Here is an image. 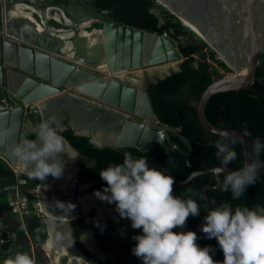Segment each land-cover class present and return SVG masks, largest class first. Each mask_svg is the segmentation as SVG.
Instances as JSON below:
<instances>
[{
  "label": "water",
  "instance_id": "1",
  "mask_svg": "<svg viewBox=\"0 0 264 264\" xmlns=\"http://www.w3.org/2000/svg\"><path fill=\"white\" fill-rule=\"evenodd\" d=\"M13 1L38 6L36 1L31 0H0V87H3L5 102L0 106V129L11 127L13 130L10 140L0 137V155L6 161L17 164L10 154V145L23 140L26 134V104L41 100L42 103L46 101L56 108L55 118L59 126L63 117H68V124L75 133L88 136L95 146L135 147L141 151L150 149L153 143L166 149L174 147L169 131L179 134V129L158 120L152 111L146 89L115 77L122 72L182 60L177 42L172 37L166 33L159 34L119 22L113 16V9L96 10L95 6H92L96 13L102 15V38L98 44L91 47H94L93 49L87 51L86 41L72 35L73 30L77 29L75 23L60 30L68 31V37L72 36L74 43L83 41L82 49H85L88 55L96 49L99 52L100 64H104L106 68V72H103L97 69L100 64L81 63L75 57L65 56L60 50L65 43L63 37L57 34L56 30L52 32L47 21L44 22L45 29L37 32L33 21L5 15V9L11 7ZM37 1L40 2L38 4L44 13L48 0ZM85 1L90 5V0H82ZM159 1L202 33L205 41L227 61L235 74L237 73L232 77L224 76L212 80L200 94L196 102V112L201 126L206 131L238 139L243 148V163H250L251 148L247 136L239 130L211 124L204 115V106L207 99L215 93L247 89L253 83L259 53L264 52V0ZM38 19L42 21L41 17ZM243 63L246 67L238 73ZM11 94L18 97L21 103L11 105ZM73 110H78L80 116L94 114L103 127L101 134L106 135L107 139H97L98 129L91 128V124L80 128L74 123ZM41 117L44 119L53 116L47 112L41 114ZM65 146L70 148L66 140ZM147 163L166 170L158 163ZM241 168L232 169L219 165L206 170H194L183 180L177 179L168 170L165 173L171 175L176 183L184 184L196 175L212 171L216 183L202 188L204 209L207 212L209 200L206 189L219 187L221 174L227 175ZM51 182V178H48L44 184ZM48 196L51 198L50 194ZM87 210H84V213ZM53 211L50 208L47 210V218L52 219L54 225L64 227L71 245V238L67 234L70 232L69 223L74 217L60 219L58 213L63 211ZM71 246L75 251L76 247Z\"/></svg>",
  "mask_w": 264,
  "mask_h": 264
},
{
  "label": "trees",
  "instance_id": "2",
  "mask_svg": "<svg viewBox=\"0 0 264 264\" xmlns=\"http://www.w3.org/2000/svg\"><path fill=\"white\" fill-rule=\"evenodd\" d=\"M153 3V0H93L97 10L113 9L115 20L159 34L166 33L177 42V47L183 57L178 70L150 83L146 87V92L152 111L158 120L172 128L179 129V134L169 133L170 140L174 144L173 148L166 149L157 143H153L150 149L141 151L135 147H98L89 141L88 136L75 135L69 127L63 132L59 131V134L81 156L93 161L92 166L80 169L76 176L80 182L93 181L94 185L91 189L94 190H104L107 187V182L101 179L99 172L110 164H122L125 153H131L133 158L146 157L147 162L160 164L180 180L187 178L194 170H206L221 165L220 160L216 157L215 141L224 136L206 131L201 126L196 112V102L202 91L211 82L206 64H197L194 56L202 49V44L197 42L183 43L181 38L185 36V31L180 21L171 17L160 19L152 11ZM263 75L264 64L263 67L257 68L256 77L249 88L215 93L207 99L204 106V115L211 124L220 128L236 129L243 132L250 141V148L257 138L264 143V83L258 80ZM188 97H194L195 103L189 102ZM229 138L236 141L234 145L229 143V146L236 152L237 157L227 166L232 169H239L244 164L243 148L238 139ZM250 156L252 160L257 159L252 151ZM259 160L264 161V153H261ZM148 166L161 170L153 165ZM225 176L226 174L220 175L221 184L219 187L206 189L209 209L215 208L223 202H229L233 208L237 205L248 206L249 208L264 207V172L259 171L256 183L247 186L245 193L237 200L232 199L230 190L228 192L222 190ZM4 178H6L5 172L0 165V198L7 194V188H4L7 185L4 184ZM215 183L216 180L212 171L196 175L184 184L174 182V195L187 199L188 197H184L182 194L189 188L196 193L191 198L198 203L201 212L196 217L190 215L184 228H176L173 231L196 232L197 244L200 247L211 246L214 249V254L210 253L213 259L222 262L224 256L217 240L207 238L206 234L200 230L204 223V216L207 214L204 209L205 199L202 188L205 185ZM3 209L0 203V215ZM9 218L2 217V236L7 240L3 246L15 248L23 239L24 233L19 218ZM70 225L78 251L89 262L94 264H143L141 259L132 254V248L136 244L132 237L141 235L142 229L132 228L133 235L131 237L119 238L115 235V225L111 221H103L94 216L92 212L74 218L70 221ZM31 229L32 227L29 226V230ZM12 233L14 237H11ZM82 234L88 235L97 243L102 253L101 257L88 250L79 241ZM4 258L0 252V264L3 263ZM35 264L46 263L40 258H36Z\"/></svg>",
  "mask_w": 264,
  "mask_h": 264
},
{
  "label": "clouds",
  "instance_id": "3",
  "mask_svg": "<svg viewBox=\"0 0 264 264\" xmlns=\"http://www.w3.org/2000/svg\"><path fill=\"white\" fill-rule=\"evenodd\" d=\"M58 128L54 116L42 119L33 129L35 139L24 138L10 145L11 156L21 170L28 169L29 177L43 181L49 175L57 178L62 175L60 155L64 153L65 139ZM12 136L11 127L0 129V137L5 140ZM229 143L234 145L236 141L227 135L215 141L216 157L224 166L237 157ZM251 151L257 159L250 157V163L230 172L223 180L222 190H230L233 200L239 199L246 187L257 181L264 143L257 138ZM165 171L149 167L146 157L133 158L131 153H125L122 164H110L99 172L101 179L107 182L105 194H98L100 198L114 202L120 217L129 219L133 229H142L141 235L132 237L136 241L133 255L143 264H264V207L237 205L233 208L229 202H223L207 210L200 230L207 238L217 240L224 259L216 261L210 254H214L211 246L197 244L196 232L173 231L184 228L189 216H199L201 211L191 198L196 195L191 188L182 194L187 199L173 194L174 178ZM64 239V235L58 234L55 241L48 243ZM3 264H35V261L28 253L17 252Z\"/></svg>",
  "mask_w": 264,
  "mask_h": 264
},
{
  "label": "rangeland",
  "instance_id": "4",
  "mask_svg": "<svg viewBox=\"0 0 264 264\" xmlns=\"http://www.w3.org/2000/svg\"><path fill=\"white\" fill-rule=\"evenodd\" d=\"M153 2L154 3H153L152 11H154V13L157 14L160 17V19H163L164 17H171L173 19H178L175 15L171 14L170 11L166 9L165 6L159 4L156 0H153ZM53 11L55 12L56 10L53 9ZM82 16H84V14ZM33 17L39 20L38 15H36L35 13ZM47 23L50 26H54L56 28L57 27L67 28V26H63L62 24L57 23L53 20H49L47 21ZM91 26L92 28H87V30H91L93 28H97V29L102 28L101 21L93 22ZM182 27L185 31V36L184 37L182 36L181 38V41L183 43L197 42V43L202 44V49L198 53H196L194 56H195L197 64L198 63L206 64V70L210 74L211 81L217 78H220V77L230 76L235 73V71H233L234 69L222 60L221 56L211 47V45H209L205 40L199 38L196 34L188 30L186 27L183 26V24H182ZM79 48L80 50L77 48V50L79 51L78 55L83 59L81 63H88V64L93 65V64H99L101 62L99 61L100 58L98 59L99 53L95 49L93 51L94 54L91 55V57L90 55H88L89 56L88 58L86 55L87 52H85L86 50L82 49V46H80ZM89 49L90 48L87 47V51ZM180 61L182 60H175L173 62L158 64L156 66H151V67L143 68V69L130 70V71L116 74L115 77L127 83L136 85L139 88L146 89V87L150 83L155 82L160 78H163L165 75L169 74L172 71L178 70ZM263 64H264V60L262 59L259 61L258 67H263ZM97 69H99L100 71L106 72L105 65L102 63L101 65H99ZM258 80L264 83V75L261 76ZM188 101L195 103L196 99L194 97H188ZM10 103L11 105L16 106L20 104L21 101L19 100L18 97L11 94ZM4 104L5 102H4V97H3V87H0V106ZM26 111H27L26 113L30 117L29 118L30 121L33 122L32 125L34 126L38 125L39 122L42 120V118H41V113L36 108V106L32 103L26 104ZM47 112L48 114H51V116L56 117L57 110L53 105H51V109L49 111L48 110L44 111V113H47ZM73 114H74V110H73ZM78 116L82 117L83 120L87 122V124H91L92 125L91 128L98 129L100 133L103 132V127L101 126V123L96 119V116L94 114H91V115L84 114V116H80L79 114ZM63 118L65 119L66 116H64ZM73 120H74L73 121L74 123L80 126V123L76 122L75 117H73ZM171 132L173 131H169V133ZM67 153H68V148H66L65 146L63 155H66ZM65 158H66L65 156H62L61 158L62 165L65 163ZM69 159L72 164V167H81V166L88 165L90 163L88 160L81 159L78 155H76L75 153H71V152L69 153ZM7 162L3 158L0 159V165H2L3 171L5 172V176H6V178H4V184H7L5 186L7 187L8 184L12 185L13 183L14 189L8 190V187H7V191H6L7 194L0 198V203L2 204L4 208L2 211V214L0 215V252L5 257L4 260L6 258L13 257L17 252H25V253H28L34 259V261L36 260V258H40L46 264H55L52 260L51 255H49V253L44 249V244L46 243L47 237H48V226H47L48 215L46 216V214L43 211H39L38 210L39 208L36 209L34 206V202L37 201L34 188L36 187V184L38 183L36 179L29 177V175L26 173L25 174L21 173L19 170L16 169L17 167L16 168L11 167L12 166L11 164H10L11 166H9ZM259 171L264 172V162H262V166L259 169ZM11 181L13 182L11 183ZM15 193H17L20 198L26 197V202L28 203V206H29V207H26V209L31 210L32 211L31 213H29L26 216L23 215L20 217L18 216L19 214L15 212V210H13L12 204L16 200V196H14ZM102 194H105L104 191ZM97 196H100V195L95 194V195H89L87 197L90 198V197H97ZM101 200L102 202L104 201V206H100V202L96 203L97 205L99 204L98 206H96L97 208L96 215L101 218L111 219L115 225V235L118 236L119 238L125 239V238L131 237L133 235L131 221L127 218L120 217L119 213L116 211V205L114 202L108 203L107 200H104V199H101ZM67 204H70V203H67ZM72 212H74L73 209H72ZM72 214H73V217H75L77 215V212L75 211ZM3 216L7 218L10 217L9 219H15L16 217L19 218V223L22 227L24 237L23 239H21V242L15 248H12V247L7 248L3 246L7 241L2 236V229H3L2 217ZM29 226L32 227L31 230H29ZM11 237H14L13 233L11 234ZM82 243L85 245V247L88 250L97 253L100 257L102 256V253L100 252L97 243L89 236H84L82 238ZM71 245H74L72 239H71ZM71 245H69L70 253L71 254L73 253L76 256H78L81 259L80 261L81 264H94V263L89 262L85 258H83V256L78 250L75 249V251H73L71 249L72 248ZM60 258H61L60 260L61 264H65V262L69 260V259L67 260V258L63 256H61Z\"/></svg>",
  "mask_w": 264,
  "mask_h": 264
},
{
  "label": "bare ground",
  "instance_id": "5",
  "mask_svg": "<svg viewBox=\"0 0 264 264\" xmlns=\"http://www.w3.org/2000/svg\"><path fill=\"white\" fill-rule=\"evenodd\" d=\"M31 1H33V2L36 1L35 3L38 6L36 7L34 5H31V3H28V2L17 3L15 1H13L12 4H11V7H9L8 9H5V15H9L11 17H17L18 16V17L26 18L28 20L33 21L34 22L33 23L34 24V29L37 32L43 31L45 29V23L44 22L45 21H49V20H53V21H55L57 23L62 24L63 26H67V27L72 26L75 23L77 29L75 31L73 30V34L72 35L74 37H77L78 39H82V40L84 39L86 41L85 45L88 48H90V49H91L92 46L98 44V42L101 41L102 29L93 28L91 30H87V28H92V26H91L92 23L96 22V21H100V19L102 18V15H100V14L97 15L95 11L90 10L91 7L88 6L85 3L86 1L82 2V0H69V2L68 1L66 2V1L63 0V3L59 5L58 3H56L59 0H48V6L44 7V9H45L44 13L41 12V7L38 4L40 2H38L37 0H31ZM156 1L159 4L165 6L166 9H168L171 14L175 15L179 19V21L183 24L184 27H186L188 30H190L194 34H196L199 38L205 40L203 38L202 33H200L187 20L177 16V14H175L173 11H171L163 2H161L159 0H156ZM53 9H55L56 11L54 12ZM75 12H76V14H75ZM34 13L36 15H38L39 17H41L42 21H39V20L35 19L33 17ZM83 14H84V16H82ZM87 14H88V16H87ZM89 14H96V15H89ZM48 26L50 27L52 32L54 30H56V31H58L57 34H59V35H61L63 37V41H65V43H64V45H62L63 48H60L62 53H64V55L67 56V57H75V59L77 61L82 62L83 59L76 53L79 52L77 50V48L80 50L79 47L84 44V42H83L84 40L82 41V43H79V42L74 43L72 41V38H71L72 36L68 37V34H69V33H67L68 31L67 32H62L60 30V29H64V28H61V27H57L56 28L54 26H50L49 24H48ZM16 27H18V26H16ZM89 53H90L89 54L90 57H91V55L94 54V52H92V53L89 52ZM86 55H88V54L86 53ZM76 57H78V58H76ZM221 58H222V60L224 62L227 63V61L223 57H221ZM95 65H97V64H95ZM245 67H246V65L243 63L241 65L238 73H241L245 69ZM234 75H237V73L236 74L234 73L233 75H230V76H227V77H232ZM41 101L35 102L34 105L39 110V112H41V114L43 115L44 111H47V110L49 111L51 109V104H48L46 101L42 103ZM78 115H79L78 110H74V117L76 119V122L80 123V125H84L85 123H86L85 125H88L87 122H85L83 120V118L79 117ZM96 138L99 139V140L107 139V137L104 138L102 135H98V134H96ZM18 168L21 170V167H18ZM21 171L23 173L27 174L28 169L25 168L24 170H21ZM45 180H47V179H45ZM43 187H44V183L42 185V189H43ZM46 194L48 195V192H46ZM38 195L41 198H40V201L38 200V204L36 203L35 206L37 208H39L38 209L39 211H43L46 214V216H47V214H49L47 212V210L49 209L50 206L46 207V205H44L45 201H43V199H45V195H44L43 192H40V193L38 192ZM48 198H50V197H48ZM88 200L89 201H86V200L83 201V199L81 200V204L83 205V209L84 210L87 209L90 205L102 202L100 197H91ZM46 204H47V202H46ZM65 209H66V211L68 212L69 215H67V214L63 215L62 213L61 214L58 213V217L60 219H64V220L72 218L73 217V214H72L73 212H72L71 204H66V208ZM47 219H48L47 220L48 237H47L46 243L44 244V249L49 253V255H51L53 262L55 264H61V262H60L61 258L60 257L63 256V257H66L67 260L69 259L68 261L66 260L67 262H65V264H81L80 263L81 259L78 256H76L75 254H73V253L71 254L70 253L69 245L65 242V239L63 241L59 242V243H56V242L48 243L50 240L55 241V237L58 234L62 235L61 234V230L62 231H65V230H64L63 226L59 227L58 225H54L53 222H52V219H49V218H47Z\"/></svg>",
  "mask_w": 264,
  "mask_h": 264
},
{
  "label": "flooded vegetation",
  "instance_id": "6",
  "mask_svg": "<svg viewBox=\"0 0 264 264\" xmlns=\"http://www.w3.org/2000/svg\"><path fill=\"white\" fill-rule=\"evenodd\" d=\"M56 3H58L59 5L63 3V0H59L57 1ZM86 3V2H85ZM88 5V3H86ZM89 4L88 6H90V10H93L92 6H95L93 4V0H90L89 1ZM96 8V7H95ZM89 10V11H90ZM97 10V9H96ZM94 11V10H93ZM97 15H99L98 13H96ZM96 14H89V15H96ZM88 16V14H87ZM29 27V26H28ZM30 28V27H29ZM27 31V30H26ZM264 52H260L259 53V57H258V63L260 60H264ZM257 68H258V65H257ZM257 68H256V71H257ZM255 77H256V73H255ZM255 79V78H254ZM254 81V80H253ZM4 97V96H3ZM101 112L104 111V110H100ZM27 112V111H26ZM41 113V112H40ZM29 115L26 113L25 115V135H24V138H28V139H35V135H34V132H33V129H34V125L33 122L30 121L29 119ZM42 118V117H41ZM43 119V118H42ZM68 117H66L65 119L62 120V124L59 126L58 128V131L60 132H63L65 129H67L68 127L71 128L73 130V133L75 135H78L75 133V130L68 124ZM86 124V123H85ZM59 125V124H58ZM90 125V124H88ZM88 125H81L83 127L85 126H88ZM34 126V127H33ZM37 126V125H36ZM61 128V129H60ZM28 130V131H27ZM65 139V138H64ZM66 140V139H65ZM67 141V140H66ZM68 142V141H67ZM69 143V142H68ZM70 144V143H69ZM65 147V146H64ZM66 148H68V153L66 155H63L64 153H62L60 155V159L62 158V156H65V163L63 164V172H62V175L60 177H52L51 175H49L48 177H46V179L48 178H51V185L49 184H44V187L42 189V185L44 183L45 180L41 181L39 179H36L37 183L36 184V187L34 188V191L36 192L35 193V196L37 197V201L34 202V206L36 203H38V200L40 201V196L38 195V192H43L44 195H45V199H43V201H45V204L46 207H49L50 209H52V211H63V215L68 214V212L66 211V204L67 203H70L71 206H72V209L74 210V212L76 211L77 212V215L74 217H78L80 215L84 216V215H87L89 213H93L94 216L100 218L101 220L103 221H111L113 223V221L111 219H108V218H101L99 216L96 215V206H98L97 204H93V205H90L87 209L85 213H84V209H83V205L81 204V200L83 199L86 200L89 196V195H95V194H99L100 192H103L104 190H94V189H91L94 185V182L93 181H88V182H80V180L78 179V177L76 176V174L78 173V171L80 169H85V168H88L90 166L93 165V161L81 156L77 150L71 146L70 144V148L66 146ZM75 153L76 155H78L81 159H84V160H88L90 163L88 165H85V166H81V167H72V164L70 162V159H69V153ZM3 157L0 155V159H2ZM4 159V158H3ZM5 160V159H4ZM6 161V160H5ZM67 161V162H66ZM7 162V161H6ZM264 162V161H262ZM7 164L11 167H17L16 169L19 170L21 173H23L18 167H21L17 164H12V163H8ZM11 164V165H10ZM25 174V173H23ZM39 181V182H38ZM40 183V184H39ZM8 190H13L14 189V184L12 183V185L8 184ZM7 187H4V188H7ZM46 192H48V194H50L52 200L50 198H48L49 196L46 194ZM13 195V193H12ZM14 196H16V200L19 199V200H24L26 202V197L24 198H20L19 195L17 193L14 194ZM87 197V198H86ZM97 197H100V196H97ZM86 198V199H85ZM91 198V197H90ZM89 199V198H88ZM86 200V201H89V200ZM51 201V202H50ZM47 202V204H46ZM67 202V203H66ZM25 206L26 207H29L28 206V203L26 202L25 203ZM100 206H104V201L100 203ZM31 211V210H29ZM53 211V212H54ZM73 212V213H74ZM61 214V213H59ZM114 224V223H113ZM69 227H70V232L67 234L72 240H73V237H72V229H71V225L69 223ZM66 233V230L65 231H62L61 230V234L65 236V242L70 245V240L68 239V237L65 235ZM84 236H88L86 234H82L80 235V238H79V241L82 243V238ZM73 243H74V240H73ZM75 245V243H74ZM73 245V246H74ZM72 247V246H71ZM76 247V245H75ZM69 249H70V246H69ZM77 249V247H76ZM78 250V249H77Z\"/></svg>",
  "mask_w": 264,
  "mask_h": 264
},
{
  "label": "built area",
  "instance_id": "7",
  "mask_svg": "<svg viewBox=\"0 0 264 264\" xmlns=\"http://www.w3.org/2000/svg\"><path fill=\"white\" fill-rule=\"evenodd\" d=\"M12 207H13V210L18 212L20 217L23 216V214H26L28 212V210L26 209L24 200H19V199L15 200V202L12 204Z\"/></svg>",
  "mask_w": 264,
  "mask_h": 264
},
{
  "label": "crops",
  "instance_id": "8",
  "mask_svg": "<svg viewBox=\"0 0 264 264\" xmlns=\"http://www.w3.org/2000/svg\"><path fill=\"white\" fill-rule=\"evenodd\" d=\"M79 127H81V128H83V126H79ZM99 131H97V133L96 134H98V135H102L104 138H106L107 136L106 135H103V134H101L100 132L98 133ZM103 133V132H102Z\"/></svg>",
  "mask_w": 264,
  "mask_h": 264
}]
</instances>
